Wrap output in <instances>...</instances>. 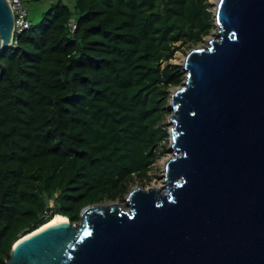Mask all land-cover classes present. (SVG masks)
I'll use <instances>...</instances> for the list:
<instances>
[{"label": "trees", "instance_id": "trees-1", "mask_svg": "<svg viewBox=\"0 0 264 264\" xmlns=\"http://www.w3.org/2000/svg\"><path fill=\"white\" fill-rule=\"evenodd\" d=\"M52 0L0 51V264L53 215L119 200L168 149L165 64L213 27L207 0ZM28 18V17H27ZM53 205L49 207L48 201Z\"/></svg>", "mask_w": 264, "mask_h": 264}, {"label": "water", "instance_id": "water-1", "mask_svg": "<svg viewBox=\"0 0 264 264\" xmlns=\"http://www.w3.org/2000/svg\"><path fill=\"white\" fill-rule=\"evenodd\" d=\"M169 92L164 185L88 203L12 242L3 264H264V0H216ZM13 14L0 0V51ZM41 227V228H40Z\"/></svg>", "mask_w": 264, "mask_h": 264}, {"label": "rangeland", "instance_id": "rangeland-1", "mask_svg": "<svg viewBox=\"0 0 264 264\" xmlns=\"http://www.w3.org/2000/svg\"><path fill=\"white\" fill-rule=\"evenodd\" d=\"M209 3H210V9L213 8V0H207ZM52 2V0H24L23 3L24 5L26 6V9H27V17L29 19V21L31 23H35L37 20H39V18L41 17L43 11L48 7L49 3ZM214 26L212 27L211 31L205 35L203 37V41L202 42H199L197 44H205L206 40L208 39V37H211L213 36V30H214ZM189 48V46H187L185 49H183L182 51L181 50H176L173 54V57L170 58L167 62H163L162 64L165 65V64H171V65H179L180 62H181V59L183 57V54L185 53V51ZM174 86L170 87L169 89V92L170 90L173 88ZM165 109H166V113L163 115L162 117V122H164L166 124V130H167V133H168V127L170 126V124L168 123V117H169V114H170V111L168 110L167 108V102L165 104ZM168 136H169V133H168ZM168 136H167V139L166 141L164 142L165 146L167 147L168 149ZM171 153V150L168 149L165 153H163L162 155L158 156L155 160V162L153 163L151 169L149 170V174L151 175L149 179H146L145 181H140L138 179H135L133 180L130 185H129V188L128 190L124 193L123 197L119 200H116L118 201L119 203V206L123 209V210H128L130 208V206L128 205V203L126 202L125 200V197H126V193L129 191V189H131V187H133L134 185H138L142 188H148V187H151V186H155L158 182L161 181V174H162V164H161V160L162 158H166L168 154ZM111 200L109 201H102L100 203L102 204H105V203H108L110 202ZM49 207H51L53 205V203L51 202V200L48 201V204H47Z\"/></svg>", "mask_w": 264, "mask_h": 264}, {"label": "built area", "instance_id": "built-area-1", "mask_svg": "<svg viewBox=\"0 0 264 264\" xmlns=\"http://www.w3.org/2000/svg\"><path fill=\"white\" fill-rule=\"evenodd\" d=\"M60 1L69 5L71 7V10L73 11L72 16L67 23L69 32L72 33L76 27L77 12L72 7V0H60ZM6 2L8 3L13 14L14 30H13V38L11 44H16V40H17L16 33H20L23 30L27 29L30 25V22L27 19V10L23 3V0H6Z\"/></svg>", "mask_w": 264, "mask_h": 264}, {"label": "bare ground", "instance_id": "bare-ground-1", "mask_svg": "<svg viewBox=\"0 0 264 264\" xmlns=\"http://www.w3.org/2000/svg\"><path fill=\"white\" fill-rule=\"evenodd\" d=\"M213 1H216V0H213ZM166 158H162L161 160V164L163 166L164 164V161H165ZM164 185V181L161 180L160 182H158L155 187H161ZM67 218L64 216V215H61V214H55L53 215L47 222H45L41 227L45 226V225H49V224H53V223H58V222H62V221H66ZM40 227V228H41Z\"/></svg>", "mask_w": 264, "mask_h": 264}, {"label": "clouds", "instance_id": "clouds-1", "mask_svg": "<svg viewBox=\"0 0 264 264\" xmlns=\"http://www.w3.org/2000/svg\"><path fill=\"white\" fill-rule=\"evenodd\" d=\"M5 1H6V0H5ZM23 1H24V0H23ZM25 7H26V6H25ZM26 10H27V9H26ZM72 13H73V11H72ZM71 16H72V15H71ZM70 18H71V17H70ZM70 18H69V19H70ZM27 19H28V18H27ZM69 19H68V21H69ZM28 20H29V19H28ZM29 22H30V21H29ZM30 24H31V22H30ZM29 26H30V25H29ZM8 45H10V44H8ZM8 45H7V46H8ZM65 217H66V216H65Z\"/></svg>", "mask_w": 264, "mask_h": 264}]
</instances>
